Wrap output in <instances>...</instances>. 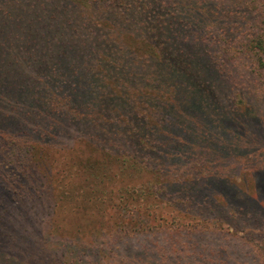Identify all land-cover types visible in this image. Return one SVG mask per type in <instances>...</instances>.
<instances>
[{
	"label": "rangeland",
	"instance_id": "rangeland-1",
	"mask_svg": "<svg viewBox=\"0 0 264 264\" xmlns=\"http://www.w3.org/2000/svg\"><path fill=\"white\" fill-rule=\"evenodd\" d=\"M57 13L35 7L0 26V136L30 146L36 175L33 197L0 205V252L32 259L49 248L66 252L74 243L81 264H264L262 71L223 58L218 44L205 42L200 50L199 43L185 42L191 54L209 60L212 101L231 124L246 119L240 130L255 146L240 145L219 162V182H233L242 200L219 196L211 178L191 163L182 171V184L191 188L183 194L177 186L163 187L174 175L144 162L146 148L137 139L112 143L106 123L69 112L56 119L52 135L42 136L44 123L52 121L42 112L41 91L96 82L90 76L94 41L62 29ZM205 190L217 201L205 202Z\"/></svg>",
	"mask_w": 264,
	"mask_h": 264
},
{
	"label": "trees",
	"instance_id": "trees-1",
	"mask_svg": "<svg viewBox=\"0 0 264 264\" xmlns=\"http://www.w3.org/2000/svg\"><path fill=\"white\" fill-rule=\"evenodd\" d=\"M35 7L57 11L62 29L94 41L90 76L96 82L79 80L41 91L42 112L52 121L44 123L43 137L53 134L56 119L74 112L91 123H106L103 132L111 135L112 143L122 136L137 139L146 148L144 162H157L160 173L174 175L164 188L189 191L181 179L191 163L211 178L219 196L242 200L233 182H219V162L226 153L236 154L240 145L254 147L255 139L240 130L246 119L231 124L233 119L212 101L209 60L200 52L191 54L185 42L199 43L200 50L202 43L218 44L219 55L249 62L264 79V0H0V26ZM242 109L250 112L249 107ZM33 163L28 144L0 136V205L34 196ZM214 194L205 190L200 197L217 201ZM60 251L49 248L36 258L20 260L0 252V264H81L82 250L74 243Z\"/></svg>",
	"mask_w": 264,
	"mask_h": 264
}]
</instances>
